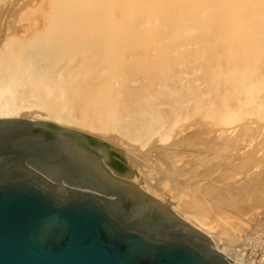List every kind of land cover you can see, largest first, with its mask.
Segmentation results:
<instances>
[{
	"label": "bare ground",
	"instance_id": "1",
	"mask_svg": "<svg viewBox=\"0 0 264 264\" xmlns=\"http://www.w3.org/2000/svg\"><path fill=\"white\" fill-rule=\"evenodd\" d=\"M17 118L58 131L67 162L204 232L197 211H215L220 190L172 184L151 153L171 169L191 156L221 178L248 166L236 135L264 131V0H0V119ZM26 170L77 184L76 171Z\"/></svg>",
	"mask_w": 264,
	"mask_h": 264
},
{
	"label": "water",
	"instance_id": "2",
	"mask_svg": "<svg viewBox=\"0 0 264 264\" xmlns=\"http://www.w3.org/2000/svg\"><path fill=\"white\" fill-rule=\"evenodd\" d=\"M55 143L40 122L0 119V264H229L201 231L153 214L154 205L105 184L97 168L92 175L58 159ZM15 158L61 177L76 171L77 184L16 178L7 171ZM171 222L179 225L162 227Z\"/></svg>",
	"mask_w": 264,
	"mask_h": 264
},
{
	"label": "rangeland",
	"instance_id": "3",
	"mask_svg": "<svg viewBox=\"0 0 264 264\" xmlns=\"http://www.w3.org/2000/svg\"><path fill=\"white\" fill-rule=\"evenodd\" d=\"M32 108H28L29 111H35ZM29 120L41 122L38 118ZM251 128L253 130L251 133L247 135L238 133L240 136H236L239 147L238 155L241 156L249 152L253 157L248 166L241 169L240 173L238 171L227 178H221V173L218 169L213 168L212 164L196 162L191 156L178 159L176 154L173 157L175 167L171 169L168 167L170 156L161 154L159 151H153L151 154L155 159L151 161V164L162 170L166 179L174 185L180 182L191 184L196 181L200 184L210 182L211 185L218 188L220 191L212 199L216 204V210L201 209L197 211L198 215L202 217L199 226L205 230L201 232L215 251L217 250L212 244L214 242L219 243L223 251L234 257L240 264H264V202L259 201V197L264 196V131L257 128L256 124H251ZM57 133L58 131H55V134ZM149 145L150 142L147 143L144 149L146 150ZM64 155L65 161L70 159L67 154ZM50 173L51 176H54L52 172ZM61 181L63 182V180ZM47 182L50 183L51 181L47 179ZM128 185L141 192V196L149 201L148 206H155L154 209L150 207L154 211L153 214L166 216L167 220L168 216L171 215L181 224L197 229L178 217L168 205L161 202L154 204L150 201L153 199L151 195L137 186L130 183ZM227 196H231L235 200L233 205L224 202ZM136 197L139 199L140 195ZM141 201L144 202L143 199ZM253 217L257 220L252 222ZM178 225L171 222L163 224L162 227L167 228Z\"/></svg>",
	"mask_w": 264,
	"mask_h": 264
},
{
	"label": "flooded vegetation",
	"instance_id": "4",
	"mask_svg": "<svg viewBox=\"0 0 264 264\" xmlns=\"http://www.w3.org/2000/svg\"><path fill=\"white\" fill-rule=\"evenodd\" d=\"M35 131L36 132H41V130L40 129H35ZM45 137L47 138V139H54V136L50 133V132H45ZM63 158H65L64 157V154L63 153H61V156H60V158H58V159H60V160H62ZM16 160V163H15V167H9L8 169H7V171H10V172H14L15 173V177L16 178H24V179H32L33 177L38 181V179L39 180H41V181H44L42 178H40L39 176H36L35 174H33V173H30V172H28L27 170H26V167H23L22 165L23 164H28L27 162H26V160L25 159H22V158H15ZM54 186V185H53ZM65 186V185H64ZM63 186V187H64ZM54 187H57V186H54ZM63 187H60L61 189L63 188Z\"/></svg>",
	"mask_w": 264,
	"mask_h": 264
}]
</instances>
